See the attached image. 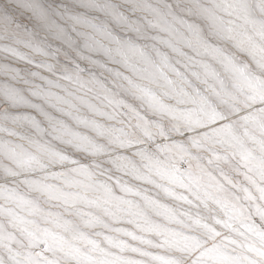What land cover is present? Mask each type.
Listing matches in <instances>:
<instances>
[{
  "label": "snow or ice",
  "instance_id": "1",
  "mask_svg": "<svg viewBox=\"0 0 264 264\" xmlns=\"http://www.w3.org/2000/svg\"><path fill=\"white\" fill-rule=\"evenodd\" d=\"M0 264H264V0H0Z\"/></svg>",
  "mask_w": 264,
  "mask_h": 264
}]
</instances>
